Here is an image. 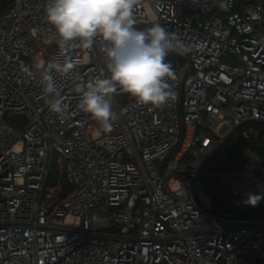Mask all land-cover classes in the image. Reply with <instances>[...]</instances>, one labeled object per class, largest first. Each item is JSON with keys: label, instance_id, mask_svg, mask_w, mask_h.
I'll list each match as a JSON object with an SVG mask.
<instances>
[{"label": "built area", "instance_id": "1", "mask_svg": "<svg viewBox=\"0 0 264 264\" xmlns=\"http://www.w3.org/2000/svg\"><path fill=\"white\" fill-rule=\"evenodd\" d=\"M260 1L243 15L232 13L234 0L140 4L136 26L155 20L189 51L174 52L185 59L169 81L174 100L156 108L118 90V119L105 133L76 91L108 75L102 42L75 49L88 59L69 75L52 71L67 106L60 118L41 83L60 52L43 42L54 31L47 0H0V264H264V218L211 212L198 178L210 158L233 153L239 167L218 174L232 205H245L251 186L264 210ZM214 13L227 17L200 16ZM226 55L239 64H222ZM55 157L63 180L50 189Z\"/></svg>", "mask_w": 264, "mask_h": 264}, {"label": "clouds", "instance_id": "2", "mask_svg": "<svg viewBox=\"0 0 264 264\" xmlns=\"http://www.w3.org/2000/svg\"><path fill=\"white\" fill-rule=\"evenodd\" d=\"M142 3L151 7L149 0H47L46 21L54 31L43 42H55L60 49L41 74L43 96L50 111L60 118L67 115L52 71L69 75L88 59L75 57L74 50L89 49L97 39L103 45L108 75L81 85L76 91L81 94L78 107L98 122L100 130L110 133L118 119L112 110V97L118 90L142 105L156 108L175 99L169 81H175L177 76L166 57L172 52L185 54L189 49L176 33L168 32L155 20L150 27L137 28L135 10ZM259 199L249 194L245 203L254 206Z\"/></svg>", "mask_w": 264, "mask_h": 264}, {"label": "trees", "instance_id": "3", "mask_svg": "<svg viewBox=\"0 0 264 264\" xmlns=\"http://www.w3.org/2000/svg\"><path fill=\"white\" fill-rule=\"evenodd\" d=\"M136 27L143 29L147 26L140 25ZM166 62L168 61L166 60ZM170 64L172 65L173 63ZM239 165L240 162L235 154L229 153L225 157L220 155L213 156L200 168L198 173L199 183L201 189L209 196L211 212H230L241 214L245 218H264V210L262 208L248 204L236 208L227 199V191L222 185L218 174L223 169L238 168Z\"/></svg>", "mask_w": 264, "mask_h": 264}, {"label": "rangeland", "instance_id": "4", "mask_svg": "<svg viewBox=\"0 0 264 264\" xmlns=\"http://www.w3.org/2000/svg\"><path fill=\"white\" fill-rule=\"evenodd\" d=\"M260 3H261L260 0H253L252 3H243V2H241L239 0H234V8L232 10V13H239L240 15H243L244 12H245V9L247 7H249L250 5H257V4H260ZM263 4H264V0H263ZM215 15H220V14L219 13H214V14L211 15L210 18H207V17H205V16H203V15L200 14V16H201V18H202L203 21H206L208 19H211ZM220 16H222L224 19H226V17H227L226 14H224V15L221 14ZM166 60L168 61V63L169 62L170 63H173L172 64L173 65V68H176L175 67V64H176V61L175 60H173L172 58H170L168 56L166 57ZM220 62L222 64L230 65V66H234V65H238L239 64L233 57L227 56V55L226 56H223L220 59ZM192 160L193 159L188 158L186 161L189 164V163L192 162ZM59 166H60V161H59V159L57 157H55V159L53 161V167L51 169L50 176H49V179H48V186H49L50 189H56L60 185V183L62 182V180H63L62 176L59 174ZM242 185L244 186V185H247V184L246 183H243V184H241V186ZM171 186L174 188L175 187V183L172 182ZM224 187H225V190L227 191L228 190V187L227 186H224ZM245 191H246L247 196L249 194L257 195V193H258L257 188H254V187H251V186H247V188H246ZM197 195H199V194H197ZM227 196H228L227 197L228 201H230L231 204H232V198L230 197L228 191H227ZM208 199L209 198L206 196L205 197V200L209 202ZM205 203L202 201L203 206H207L206 205L207 203L206 204Z\"/></svg>", "mask_w": 264, "mask_h": 264}, {"label": "water", "instance_id": "5", "mask_svg": "<svg viewBox=\"0 0 264 264\" xmlns=\"http://www.w3.org/2000/svg\"><path fill=\"white\" fill-rule=\"evenodd\" d=\"M234 58H236L235 55H232ZM168 57L172 58L173 60L176 61V63L178 64L179 67H183L185 64V59L182 58L181 56L177 55L176 53L172 52L168 55ZM19 120H23L24 121V117L23 116H15L13 117V121H19ZM70 190V188L65 187L61 193L59 194V197H63L68 191Z\"/></svg>", "mask_w": 264, "mask_h": 264}]
</instances>
